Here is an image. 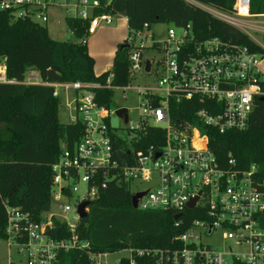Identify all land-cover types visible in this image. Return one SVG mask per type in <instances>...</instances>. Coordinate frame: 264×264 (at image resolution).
I'll return each instance as SVG.
<instances>
[{
    "label": "built area",
    "instance_id": "obj_1",
    "mask_svg": "<svg viewBox=\"0 0 264 264\" xmlns=\"http://www.w3.org/2000/svg\"><path fill=\"white\" fill-rule=\"evenodd\" d=\"M250 5L251 0H236L233 11L216 9L215 13L218 19L234 26H238L234 16L241 19L264 16L252 15ZM49 6L52 4L47 0H0V10L11 11L16 19L29 18L44 26L49 21L46 12ZM57 6L73 9L76 15L72 17L88 22L87 33L79 40L83 44L100 26L113 22L112 14L98 13L100 0H74L73 4L59 0ZM155 37L148 23L130 32L124 43L129 50L127 85L113 84V72L108 74L104 85L52 84L55 98H59V89L75 93L72 103H68L67 123L80 124L82 133L72 147L64 144L52 166L51 200L58 213L51 211V206L40 220H35L20 208L4 205L5 241L23 256L24 264H60L61 254L73 250L85 252L92 264H103L101 259L108 254L94 252L89 242L79 236L82 219L78 207L99 198L110 182L126 183L131 190L135 183H148L146 190H132L133 195L144 193L137 210L180 214L175 220L176 228L181 227L184 218H190L189 212L195 217L169 247L129 249L126 251L130 257L121 258L118 264L123 259H129V264H264V227L260 219L264 213V181L255 177L256 166L239 170L231 159L223 167L210 150L209 135L204 132L215 129L226 134L249 128L257 100H264V75L258 69L264 55L216 37L200 39L190 24L172 25L163 40ZM148 50L159 53L161 58L157 62L146 60ZM154 63L157 83L133 86L132 76L138 72L151 74ZM27 74L26 84L40 83L36 71ZM7 83L15 82L7 78L6 65L0 63V84ZM95 89L120 91L122 99H127V92H134L142 100L140 125L130 129L133 136L129 140L116 132L121 130L122 122H129L128 109L115 104L102 105ZM83 90L90 92L84 95ZM185 102H195L198 108L187 117L174 118V105ZM120 109H126V115L118 116ZM115 120L117 127L113 125ZM152 128L163 131L162 146L141 148L142 139ZM152 138L156 140L153 135ZM75 195L77 202L73 208L67 200ZM194 199L197 200L190 209ZM90 206L85 209L88 213ZM56 220L65 226L67 237L55 238L51 234ZM218 231L221 250L202 242Z\"/></svg>",
    "mask_w": 264,
    "mask_h": 264
},
{
    "label": "trees",
    "instance_id": "obj_2",
    "mask_svg": "<svg viewBox=\"0 0 264 264\" xmlns=\"http://www.w3.org/2000/svg\"><path fill=\"white\" fill-rule=\"evenodd\" d=\"M130 32L144 24L191 25L200 39L219 38L247 46L264 55V49L233 25L187 0H125ZM217 10L231 12L236 0H193ZM112 0H100L98 13L114 14ZM252 15H264V0H251ZM67 26L77 41H60L52 37L47 26L29 18H14L11 11L0 10V63L6 65L7 78L15 83L0 84V239L5 240V204L20 208L35 220L50 211L53 170L64 144L72 147L79 140L80 124L64 123L59 118L60 100L53 96L56 83L81 82L104 85L109 73L96 76L95 60L87 43L79 42L88 29V22L68 16ZM121 47V46H120ZM115 54L113 84L124 86L130 81L128 49ZM36 71L38 84H26L25 76ZM98 101L113 107V92L95 89ZM195 102L174 105V118L187 117L198 107ZM194 106V107H193ZM209 135V147L218 162L227 167L229 160L236 168L248 170L256 166L255 177L264 181V100H257L250 126L244 131ZM151 133V137H150ZM155 136L156 140L152 138ZM164 133L152 128L142 139L143 147L162 146ZM158 141V142H157ZM133 192L126 183L110 182L90 206L89 216L80 222L82 240L88 241L97 253L114 254L129 249L167 248L175 236L185 232L195 217L183 219L175 227V213L163 210H134ZM264 227V213L261 216ZM56 238L68 236L65 226L56 220L51 232ZM60 264H92L82 251L61 254ZM121 264H129L123 259Z\"/></svg>",
    "mask_w": 264,
    "mask_h": 264
},
{
    "label": "rangeland",
    "instance_id": "obj_3",
    "mask_svg": "<svg viewBox=\"0 0 264 264\" xmlns=\"http://www.w3.org/2000/svg\"><path fill=\"white\" fill-rule=\"evenodd\" d=\"M52 6L49 10V21L47 24L49 34L57 40L60 41H77L73 36L71 30L67 26L65 18L67 16L76 15V13L71 8H60L57 7L59 0H47ZM69 4H73L74 0H68ZM113 7V22L111 25H102L98 28L97 32L90 35L87 39V47L90 55L95 60L94 73L96 76H100L103 73H112L114 67L115 54L119 47L123 45L128 37L130 36V30L127 28V23L125 19L126 13V2L125 0H112ZM191 3L199 5L204 10L211 13L214 17H218L215 13V8L211 6H206L198 4L193 0H187ZM54 5V6H53ZM59 8V9H56ZM228 17H232L223 13ZM220 18V17H219ZM233 18V17H232ZM237 21L238 26H234L241 32L247 34L253 42L258 44L264 49V16H254L252 18L241 19L233 18ZM223 21V20H222ZM171 24L159 23L152 24L151 31L155 33V38L159 40L164 39L165 32L171 28ZM132 33V31H131ZM144 58L146 60L153 59L157 62L161 55L159 53L152 52L148 50L145 53ZM157 64H153V72L151 74H146L144 72H138L132 76L131 83L133 86L145 87L149 85H154L158 81L157 74ZM258 69L264 75V58H260V63ZM29 77V74H26ZM90 91L83 90V94L86 95ZM127 99L121 98L120 91H113L112 100L117 106H122L129 111V122L121 124V130H117V134L124 140H129L132 135L130 129L136 128L140 125V115L142 114V100L134 92H127ZM75 98V93L73 91L65 92L59 89V100H60V110L59 118L62 122L67 123L68 103H72ZM150 185L145 182H138L132 185L133 192L146 190ZM68 203L75 208L77 202L76 195L67 200ZM51 211L58 213L57 206L52 205ZM198 234V231H195ZM221 234L218 231L215 235L208 239H202L203 243H212L217 246L218 249H222L223 245L219 238ZM232 243H230L231 245ZM234 252H238V248L233 247ZM129 251H121L114 254H108L106 257L101 259L103 264H118L121 258H129ZM21 254L17 252V249L13 246L9 247L4 239H0V264H9V261L14 262V264H24V258Z\"/></svg>",
    "mask_w": 264,
    "mask_h": 264
},
{
    "label": "water",
    "instance_id": "obj_4",
    "mask_svg": "<svg viewBox=\"0 0 264 264\" xmlns=\"http://www.w3.org/2000/svg\"><path fill=\"white\" fill-rule=\"evenodd\" d=\"M127 47H128L127 45L123 44V45H121L120 50L127 49ZM146 71H147V72L150 71V62H149V61L146 63ZM117 114H118V116H121V115H123V114L126 115V109H120V110H118V111H117ZM113 125H114L115 127H117V125H118V120H115V121L113 122ZM159 155H160V154H159ZM159 155H158V156H159ZM158 156H157V157H158ZM143 195H144V193H139V194H136V195H133V196H132L131 203H132V207H133L134 210H137V208H138V202H139L140 199L143 197ZM196 200H197V199H194V200L189 204V208H190V209H192V208L194 207ZM90 205H91V204H90L89 202H86V203L81 204V205L78 207V213H79L80 218H81L82 220L86 219V218L89 216V213H88L85 209H86L88 206H90ZM180 217H181L180 214H179V215H175V216H174V219H175V220H178Z\"/></svg>",
    "mask_w": 264,
    "mask_h": 264
},
{
    "label": "crops",
    "instance_id": "obj_5",
    "mask_svg": "<svg viewBox=\"0 0 264 264\" xmlns=\"http://www.w3.org/2000/svg\"><path fill=\"white\" fill-rule=\"evenodd\" d=\"M126 2V1H125ZM54 6V5H53ZM50 7V6H49ZM47 8V14H48V17H49V10H50V8ZM58 7V6H57ZM56 9H59V8H56ZM112 9H113V7H112ZM60 10V9H59ZM125 15H126V13H125ZM68 17V16H67ZM125 19H126V23H127V18H126V16H125ZM45 26H47V25H45ZM127 28H128V25H127Z\"/></svg>",
    "mask_w": 264,
    "mask_h": 264
}]
</instances>
